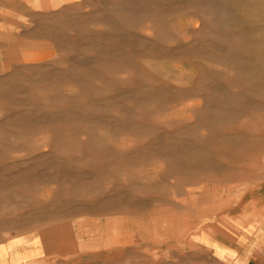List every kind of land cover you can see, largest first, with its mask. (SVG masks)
<instances>
[{"label": "rangeland", "instance_id": "374dc122", "mask_svg": "<svg viewBox=\"0 0 264 264\" xmlns=\"http://www.w3.org/2000/svg\"><path fill=\"white\" fill-rule=\"evenodd\" d=\"M0 24L7 256L232 264L261 238L264 0H0Z\"/></svg>", "mask_w": 264, "mask_h": 264}, {"label": "crops", "instance_id": "0c3cea01", "mask_svg": "<svg viewBox=\"0 0 264 264\" xmlns=\"http://www.w3.org/2000/svg\"><path fill=\"white\" fill-rule=\"evenodd\" d=\"M1 26V24H0ZM39 241L35 242V247L27 248L25 251H20L18 257L15 255L6 254L5 247L0 248V264H41L45 263L44 257H38L41 252V246L39 242L43 243L41 237L38 238ZM37 239V240H38ZM261 241L260 244L258 242ZM225 251H230V255L233 257L231 259L232 264H264V234L259 239H253L248 243L239 242V246L236 243V239L231 241V247H227L225 244L220 243ZM228 255V254H227ZM226 255V256H227ZM223 260H226L223 257ZM224 264H230L229 262H224Z\"/></svg>", "mask_w": 264, "mask_h": 264}]
</instances>
